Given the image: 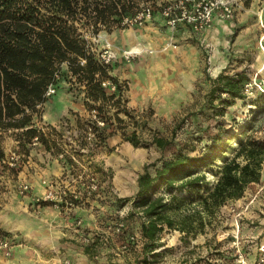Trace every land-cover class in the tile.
Segmentation results:
<instances>
[{"label":"rangeland","instance_id":"obj_1","mask_svg":"<svg viewBox=\"0 0 264 264\" xmlns=\"http://www.w3.org/2000/svg\"><path fill=\"white\" fill-rule=\"evenodd\" d=\"M155 1L138 0L139 5ZM262 1L255 5L253 12L248 11L240 17V21L235 18L225 20L229 21V30L218 45L208 40L206 32L196 34L189 31L186 37L177 36L180 40L176 39L175 33L171 41L168 28L152 31L150 27L134 29L120 24L110 31L103 26L98 34L83 29L89 49L98 59H102V55L109 50L115 54L106 64V80L116 88H106L110 93L116 92V98L103 106L100 119L104 125H99L94 118L98 113L95 107L100 102H90L92 107H87L82 91L84 86L63 80L59 86L53 87L54 92L42 105L41 115H34L33 123L46 134L52 145L58 143L56 147L75 155L79 171L71 165L66 171L61 161L65 158L46 151L39 141L30 145V154L26 155L19 147V131L0 127V146L6 160L0 161V213L6 208L23 207L36 220L35 216L41 212L38 206H51L52 209H44L46 213L43 210L44 215H51L58 208L51 204H38L36 197L43 196L49 184H55L56 190L64 188L68 193L79 192V197H82L84 194L77 190L76 185L80 183L79 188H82V182L89 183L91 179L88 176L91 175L96 180L97 189L91 196H84V203L79 207H92L101 227L97 232L104 237L99 242L104 256L111 260L110 264H143L141 224L144 218L140 209L130 214L131 202L120 207L116 198L134 196L137 188L134 190L132 186L137 185L144 166L171 158L180 149L194 155L214 145L217 137L225 139L227 135H235L213 166L194 170L195 173L205 172L210 181L208 187H212L219 167L235 154L241 141H264V20H260L258 14L264 5ZM166 44L170 48L164 51ZM124 51L136 54L127 57ZM222 72L230 75L244 72L248 78L245 98L236 99L233 105L226 108L223 116H218L208 101L214 80ZM116 99L118 103L114 104ZM214 102L221 106L219 99ZM106 127L108 130H101ZM88 131L114 132L102 143L99 135L88 138ZM133 131H137L142 142L138 146L125 140ZM156 136L170 140L171 145L158 147L154 142ZM9 160L15 164L10 165ZM55 163L63 171L60 178L55 176L57 180L50 177H54ZM77 172L80 174L78 178ZM29 173L40 179L38 186L43 193L39 196H26L30 190ZM128 181L131 189H125L124 195L125 190L120 183L127 186ZM20 184L29 186L24 194L19 191ZM38 186L36 189H39ZM97 191L101 193L95 194ZM129 191L131 194H128ZM161 193L162 189L156 195ZM241 210L240 203H227L211 217L205 231L195 236L166 230L160 240L163 246L156 250H162V256L157 262L148 264H239L235 259L239 248L245 255L246 264H258L264 245L260 243L257 246L250 236L241 231V224L246 222L244 216L236 217ZM0 233L9 238L13 246L18 242L13 233L1 227ZM234 240H237L236 244ZM73 242L82 247L88 243L74 239ZM1 257L0 262L3 260ZM11 257L14 258V255Z\"/></svg>","mask_w":264,"mask_h":264},{"label":"trees","instance_id":"obj_2","mask_svg":"<svg viewBox=\"0 0 264 264\" xmlns=\"http://www.w3.org/2000/svg\"><path fill=\"white\" fill-rule=\"evenodd\" d=\"M138 7V0H0V127L19 131V147L26 155L30 154L35 137L51 154L64 151L56 147L58 143L52 145L33 123L34 115H41L42 105L49 99L46 93L50 86L57 87L63 80L84 86L85 105L92 107L90 102H100L95 108L96 116L101 118L103 106L113 102L116 92L110 93L102 85L108 78L106 65L90 51L82 30L86 28L98 34L104 26L110 31L120 26L125 17L134 16ZM154 7L156 12L158 7ZM247 78L244 72L218 75L208 101L216 115L223 116L236 99L245 98ZM216 99L220 107L215 105ZM93 132L103 143L114 131ZM234 138L235 135H227L225 139L217 137L214 145L194 155L180 149L171 158L146 164L137 178L134 196L116 198L120 207L131 202L130 214L140 209L144 218L141 224L143 264L157 262L162 256L163 251L156 250L163 246L160 243L163 232L178 230L194 236L204 232L220 207L242 198L251 183L260 181L264 141L258 139L240 142L235 154L219 167L212 187H208L210 181L205 172L195 173L196 168L213 166ZM125 140L134 146L142 143L137 131ZM154 142L160 148L171 145L170 140L161 136L154 137ZM4 156L0 146V161ZM61 161L66 171L70 165L79 169L70 156ZM79 175L77 172V178ZM79 185L77 190L84 194V182L82 188ZM160 189L163 193L156 195ZM84 196L75 199L68 193L67 197L79 206L84 203ZM40 204L51 203L41 201ZM88 239L83 248L93 256L104 237L92 235Z\"/></svg>","mask_w":264,"mask_h":264},{"label":"crops","instance_id":"obj_3","mask_svg":"<svg viewBox=\"0 0 264 264\" xmlns=\"http://www.w3.org/2000/svg\"><path fill=\"white\" fill-rule=\"evenodd\" d=\"M244 1L246 2L242 3L243 8L241 7L237 10L235 20L240 21V17L245 16L249 12H253L255 5L259 4L261 0ZM260 7L261 5L258 6V9H260ZM263 17L264 14H262V16H259L260 20H264ZM228 23L229 21H221L218 19L215 20L213 27L206 32L208 40L212 41L214 45H218L221 37L225 33H227V30H229L227 29L229 28ZM149 27L152 29V31H160L161 28H167L159 11H157V13H154L153 20L145 26V28ZM132 28L140 29L137 27ZM189 31L190 30L188 27L182 25L176 32V39L180 40V38H177V36L180 37V34L181 36L183 35L184 37H186ZM169 48L170 45L166 44L163 50L166 51L169 50ZM139 51L142 52L143 50ZM54 169H56L54 170V177L50 175H48V177L50 176L51 178L57 180V178L61 177L60 174H62L63 171L60 168L59 164H56V166H54ZM29 175L30 177L28 183L30 186V190L28 191L26 196H39L41 193H43V190H41V187H39L40 179H37V177H33V175H31L30 173ZM55 176L58 177L56 178ZM61 181H63V179H61ZM120 184L123 190L131 189L129 181L127 183V186L125 185V183ZM36 186H38L39 189H36ZM136 188V184L132 186V189L135 190ZM32 189L33 191L31 193ZM125 192L126 190L123 191L124 195ZM128 194H131L130 191ZM236 202L240 203V206L242 208L241 211L243 212V216L246 218V222H243L241 224V231L245 232L247 236H250L252 241L256 243L257 246H259L260 243L264 245V165L260 181L251 183L247 187L244 196L236 200ZM44 207L45 206L37 207L39 208L38 211L41 212L37 217L35 216L36 220H34V216H32L30 212L25 211L23 207L6 208L1 211L0 227L7 232L13 233L12 235L15 238H18V242L13 246L14 258L9 257L8 259L10 260H8L0 252V257L4 256L0 264H10L12 262H15L17 264H64L65 260H70L72 264H110L111 260H109L103 254V247H96L95 252L93 251L94 255L90 256L89 254L85 253L82 246L73 244V239L81 242L86 238L91 237L92 235H98L102 237L98 234L99 232H97L101 227L99 226V222L96 219V215L92 212V207L85 208L78 206L71 209H56L51 212L52 216L48 214L44 215L46 213L44 209L51 208V206H46L45 208ZM43 210L45 211V213ZM79 220L81 221L80 225H78L77 223V221ZM255 221L257 222V224H252ZM98 239L100 238H97V240ZM32 250L34 252L36 251V253H33ZM25 254H27L28 256H33L26 257Z\"/></svg>","mask_w":264,"mask_h":264},{"label":"built area","instance_id":"obj_4","mask_svg":"<svg viewBox=\"0 0 264 264\" xmlns=\"http://www.w3.org/2000/svg\"><path fill=\"white\" fill-rule=\"evenodd\" d=\"M244 0H156L154 3L149 2L146 5H139L136 13L132 17H125L122 21V25L128 26V27H144L147 25L148 22L153 20L154 13H155V7H158V10L160 12V15L162 16L165 26L168 28V30L171 33V41L173 39V36L177 32L178 28L183 26H186L189 28V30L196 34H202L207 32L214 24L215 20H233L236 16L237 10L239 8H243L242 3ZM264 12V5L262 6V9L258 13L260 16H262ZM263 22V21H262ZM262 26L264 27V23H262ZM125 56H130L132 54L128 51H124ZM115 57V54L113 51H107L102 55V59H99L100 63L103 65L108 64L113 58ZM84 62V61H83ZM264 84V81H263ZM261 83V85H263ZM102 85L104 87H109L112 90H115L116 86L111 85V82L109 80H104L102 82ZM263 87V86H262ZM54 92L53 86H50L47 95L50 96ZM94 118H96V122L99 125H104V121L100 118H97L96 115H94ZM88 138H92L95 136V133L93 131H88ZM38 142V137H35L33 139V144ZM61 158H66V156L72 157L74 161H77L74 154L71 155V152L69 150H64L59 154ZM13 158V157H12ZM17 159V158H14ZM6 162V160H3ZM10 165L15 164L12 161H10ZM12 162V163H11ZM91 162V160H90ZM91 180L89 183H84L85 188V196H91L93 191L97 189V183L93 176H88ZM46 182V181H44ZM55 184H49L48 187L45 189V192L43 193V196L36 197V202L39 204L41 201H48L53 205V207L58 209L63 208H75L76 206L73 204L72 200L67 197L68 192L64 188H60L59 190H56ZM29 189V186L27 184H20L19 185V191L20 193L24 194ZM73 197L75 199H79V192H73ZM67 197L66 199H64ZM63 202L64 204L60 205V203ZM232 211H236L234 207H232ZM243 212L240 211L236 214V217L242 218ZM78 225L81 224V221H77ZM237 237V235H235ZM85 241L89 242V239L86 238ZM237 240H234V244H236ZM238 248V245H236ZM0 251H2L7 257H11L13 255V243L9 238L2 235L0 233ZM235 259L236 262L239 264H246L245 263V255L242 252V250L239 248L235 252ZM10 264H17L15 262H12ZM64 264H72L70 260H65ZM258 264H264V249L262 253V257L260 258V261Z\"/></svg>","mask_w":264,"mask_h":264},{"label":"bare ground","instance_id":"obj_5","mask_svg":"<svg viewBox=\"0 0 264 264\" xmlns=\"http://www.w3.org/2000/svg\"><path fill=\"white\" fill-rule=\"evenodd\" d=\"M138 51H139V50H138ZM49 115H50V114H49ZM49 115H48V116H49ZM51 119H52V117H51Z\"/></svg>","mask_w":264,"mask_h":264}]
</instances>
